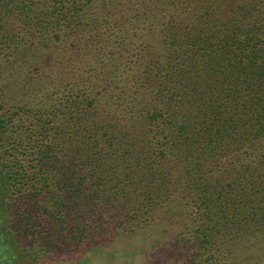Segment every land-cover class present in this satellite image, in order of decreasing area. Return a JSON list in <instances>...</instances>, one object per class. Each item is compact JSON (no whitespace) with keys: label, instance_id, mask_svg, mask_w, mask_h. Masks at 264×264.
<instances>
[{"label":"trees","instance_id":"1","mask_svg":"<svg viewBox=\"0 0 264 264\" xmlns=\"http://www.w3.org/2000/svg\"><path fill=\"white\" fill-rule=\"evenodd\" d=\"M151 234L264 264V0H0V264Z\"/></svg>","mask_w":264,"mask_h":264},{"label":"rangeland","instance_id":"2","mask_svg":"<svg viewBox=\"0 0 264 264\" xmlns=\"http://www.w3.org/2000/svg\"><path fill=\"white\" fill-rule=\"evenodd\" d=\"M162 238L158 234H151L143 239L122 241L115 245L110 251L103 249H92L83 258L40 260L38 264H142L146 253Z\"/></svg>","mask_w":264,"mask_h":264}]
</instances>
